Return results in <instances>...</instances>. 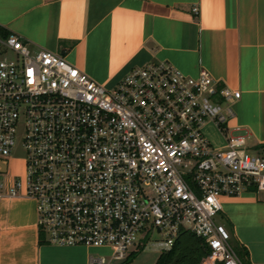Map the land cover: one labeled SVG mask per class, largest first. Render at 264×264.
Returning a JSON list of instances; mask_svg holds the SVG:
<instances>
[{"label": "built area", "instance_id": "2783aa9c", "mask_svg": "<svg viewBox=\"0 0 264 264\" xmlns=\"http://www.w3.org/2000/svg\"><path fill=\"white\" fill-rule=\"evenodd\" d=\"M0 46V157L19 136L25 149V175H0V199L34 198L44 241L108 246L124 260L140 238L158 231L155 245L167 250L186 228L205 239L204 264H246L220 220L222 196L264 191V143L249 146L239 125L229 131L240 89L167 60L109 88L15 32ZM210 122L225 145L205 134ZM89 264L109 262L91 255Z\"/></svg>", "mask_w": 264, "mask_h": 264}, {"label": "crops", "instance_id": "0c3cea01", "mask_svg": "<svg viewBox=\"0 0 264 264\" xmlns=\"http://www.w3.org/2000/svg\"><path fill=\"white\" fill-rule=\"evenodd\" d=\"M8 32L65 55L109 88L152 60L190 75L206 68L220 85L241 90L229 131L239 125L233 131L249 146L264 143V0H0V38ZM204 131L214 145L226 144L213 123ZM11 163V155L7 166L0 161V175L23 177L24 159L19 171ZM221 199L235 248L247 251V264H264V191ZM105 247L44 241L34 198L0 199V264H89Z\"/></svg>", "mask_w": 264, "mask_h": 264}, {"label": "trees", "instance_id": "16d2710c", "mask_svg": "<svg viewBox=\"0 0 264 264\" xmlns=\"http://www.w3.org/2000/svg\"><path fill=\"white\" fill-rule=\"evenodd\" d=\"M9 34L10 32L5 33L3 36L6 37ZM142 248L143 247L139 246L137 250H133L126 259L118 264L128 263ZM209 251L210 249L202 236L197 235L189 229L182 228L175 238L171 248L162 250L156 259L155 264H202L203 258L209 253ZM237 251L245 262L247 251Z\"/></svg>", "mask_w": 264, "mask_h": 264}, {"label": "rangeland", "instance_id": "374dc122", "mask_svg": "<svg viewBox=\"0 0 264 264\" xmlns=\"http://www.w3.org/2000/svg\"><path fill=\"white\" fill-rule=\"evenodd\" d=\"M24 155H25V149L23 147L21 137L19 136L11 152L12 167H14L18 171L20 170L21 164L24 159ZM17 175L20 176L19 174ZM162 238H163L162 235L158 231H154L153 235L148 241L144 237L140 238L139 239V242L141 243L140 246L143 248L140 249L137 255L133 257L132 260L126 264H152L155 257L160 253L159 247L155 245L157 244L156 241L161 240ZM102 254L106 257L109 264H117L123 261V260L112 259L111 249L109 247L103 248Z\"/></svg>", "mask_w": 264, "mask_h": 264}, {"label": "water", "instance_id": "95a60500", "mask_svg": "<svg viewBox=\"0 0 264 264\" xmlns=\"http://www.w3.org/2000/svg\"><path fill=\"white\" fill-rule=\"evenodd\" d=\"M0 161H2L7 166V158L0 157ZM3 170V169H1Z\"/></svg>", "mask_w": 264, "mask_h": 264}]
</instances>
